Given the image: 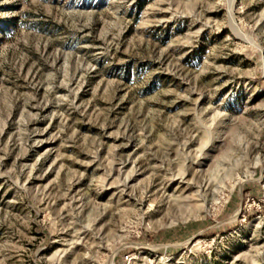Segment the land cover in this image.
<instances>
[{
	"label": "rangeland",
	"instance_id": "rangeland-1",
	"mask_svg": "<svg viewBox=\"0 0 264 264\" xmlns=\"http://www.w3.org/2000/svg\"><path fill=\"white\" fill-rule=\"evenodd\" d=\"M0 264H264V0H0Z\"/></svg>",
	"mask_w": 264,
	"mask_h": 264
},
{
	"label": "bare ground",
	"instance_id": "bare-ground-1",
	"mask_svg": "<svg viewBox=\"0 0 264 264\" xmlns=\"http://www.w3.org/2000/svg\"><path fill=\"white\" fill-rule=\"evenodd\" d=\"M126 197L128 198V200H131V195H129V194H126ZM203 202L204 203H208V202H210V201H213L212 199L215 197V194L214 193H210V194H204L203 195Z\"/></svg>",
	"mask_w": 264,
	"mask_h": 264
}]
</instances>
